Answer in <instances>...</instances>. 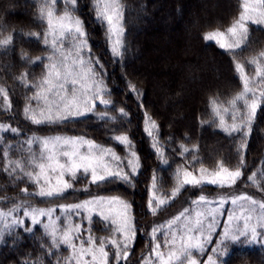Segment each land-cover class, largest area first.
<instances>
[{
	"label": "trees",
	"instance_id": "trees-1",
	"mask_svg": "<svg viewBox=\"0 0 264 264\" xmlns=\"http://www.w3.org/2000/svg\"><path fill=\"white\" fill-rule=\"evenodd\" d=\"M122 3L125 31L123 54L119 57H114L111 52L106 28L95 19L91 0H79L76 11L85 22L91 55L100 62L96 66L101 73L98 78H102L107 89L105 98L113 102L109 107L115 110L109 111V115L116 117L115 121L105 123L97 119L96 115L88 114L78 121L63 125H33L23 114L25 95L31 96L33 90L26 89L16 77L26 72L30 81H37L45 71L46 60L33 64L30 59L47 57L50 52L45 49L42 41L27 35L29 32L43 31L44 26L37 16L40 0H0V33L13 36L11 45L0 48V85L7 89L12 103L11 111L5 113L0 109V122L21 130L19 135L0 133V208L8 210L13 207V202L25 199L21 192L25 187L30 192L35 191L34 186L14 181L3 171L5 147L13 145L10 155L16 159L21 155L17 148L28 137H48L63 133L84 135L105 147H114L124 157L126 153L123 145L110 139L113 135L110 128L118 129L115 132L117 135L127 132L139 158V174L133 178L132 185L115 182L99 189L93 185L90 191L93 194L120 195L129 201L137 228L141 221L152 215L148 208V189L153 175L157 177L161 191L170 195L175 187L174 173L178 165L193 160L192 154L180 153L181 145L189 149L196 146L194 154L202 163L189 167L196 176L200 175L197 170L201 167L209 171L218 170L220 162L234 170L243 155V175L230 191L239 190L238 194L245 193L257 201H264V105L258 109L252 130L246 137V147L242 149L240 145L245 143V139L240 134L229 136L220 131L215 123H202L211 120L209 97L220 95L226 99L240 90V80L234 71L232 57L214 42L203 39L205 32L216 27H226L231 22L238 12V0H122ZM59 7L63 8L62 0ZM249 27L248 46L237 57L241 61L264 51V26L250 24ZM85 51L87 53V49ZM22 53H27L29 59H21ZM246 71L254 75L255 67L247 65ZM130 84L135 85L136 91L130 90ZM2 102L3 98L0 97V104ZM120 108L125 109L127 117L120 116ZM96 111H105V106L97 101ZM145 112L159 126V145L169 161L167 165L162 163L153 147V137L145 132ZM156 134V130H153V135ZM33 148L37 146L33 145ZM253 173L256 174L254 182L248 180ZM87 183V180L81 179L74 187L81 189ZM231 188L222 189L211 184L195 188L185 186L157 212L158 218L162 219L159 225L166 224L185 209H189L190 213L193 203L185 199L190 194H194V197L198 195V199L203 191L207 197L218 190L224 193ZM5 197L7 200L3 199ZM219 197L214 199L218 200ZM88 198L87 193H73L70 190L64 199L45 205L69 204ZM32 200L41 203L39 197ZM241 206L247 209L249 203L242 201L234 206L228 201L222 210L217 211L218 223L212 233V240L204 254H197L200 264H204L208 256L212 255L211 249L223 233L230 211L239 214ZM259 212L257 206L256 214ZM18 215L22 217V211ZM54 215H60L59 209ZM42 219L47 223L46 218ZM76 222H80L79 218ZM236 223L243 227L242 220L234 222L232 226ZM25 226L32 228V232L25 231ZM25 226L13 228L9 234L5 226L0 224V229L5 230L3 239H0V264H57V255L60 253L47 255L49 237L45 235L43 224L32 225L31 220L27 219ZM83 226H89L86 220ZM91 227L97 236L107 235L98 216H93ZM148 240L144 232L139 230L126 264L141 263L142 253L146 255L150 251V248H145ZM61 253L67 256L68 250L62 247ZM226 264H264V248L233 247L226 258Z\"/></svg>",
	"mask_w": 264,
	"mask_h": 264
},
{
	"label": "snow or ice",
	"instance_id": "snow-or-ice-1",
	"mask_svg": "<svg viewBox=\"0 0 264 264\" xmlns=\"http://www.w3.org/2000/svg\"><path fill=\"white\" fill-rule=\"evenodd\" d=\"M59 2L60 0H40L37 16L44 26L43 31L27 33L29 37L42 41L50 54L30 59L33 64L47 61L39 80L30 81L26 72L16 77L26 89L33 90L31 96L25 95L24 117L33 125H63L78 121L88 114L96 115L97 119L105 123L115 121L116 117L109 115V111L115 110L109 107L113 102L105 98L107 89L102 78H98L101 73L96 66L100 62L92 57L85 22L76 14L79 0H62V9ZM91 4L95 19L106 28V38L113 56H121L125 31L122 23V0H91ZM238 4L237 15L231 22L226 27H216L205 32L203 39L214 42L232 57L234 71L240 80V90L226 99H222L220 95L209 97L211 120L202 123H215L220 131L229 136L240 134L245 139V143L240 145L242 149L246 147V137L252 130L257 111L264 105V51L246 61L237 57L248 46L249 25L264 26V0H238ZM12 42L11 34L3 36L0 33V48H7ZM21 59H29L27 53H22ZM247 65L255 67L254 75L246 71ZM129 88L136 91L135 85L130 84ZM137 95L140 93L137 92ZM0 97L3 98L0 109L5 113L11 111L9 92L2 85ZM97 101L105 106V111H96ZM119 114L122 117L128 115L124 108L119 109ZM145 122V132L153 137V147L162 163L167 165L169 161L159 145V126L147 112ZM153 130L157 132L155 136ZM20 131L17 127L0 122V133L19 135ZM109 131L113 132L110 139L123 145L126 153L124 157L114 147H105L84 135H33L17 148L21 155L16 159L10 155L13 145L4 148L3 160L6 162L3 171L10 179L26 182L35 188L31 192L28 187L21 189L25 199L19 203L13 202V207L7 211L0 210V222L4 223L9 234L13 228L25 226L26 220L30 219L32 225L43 224L45 235L49 237L47 255L60 253L57 255V264H61V261L62 264H121L122 261L126 264L139 231L131 214L132 205L120 195L93 194L90 188L94 185L99 189L115 182L132 185L141 165L135 145L127 132L117 135L115 132L118 129L110 128ZM196 151V146L191 149L180 146V153L192 154L193 160L178 165L174 173L175 187L170 195L161 191L157 177L153 175L148 189V208L154 216L185 186L195 188L211 184L223 189L231 188L241 179L245 165L243 155L234 170L220 162L218 170L209 171L201 167L197 170L200 175L196 176L189 170L195 163H202L194 154ZM255 176L253 173L248 180L254 182ZM81 179L88 183L83 188L76 189L74 185ZM70 190L73 193H87L89 198L44 208L30 202L39 197L41 203H52L64 199ZM3 199L7 200V197ZM228 199L221 196L218 200H209L202 194L192 203L203 206V211H196L193 216L189 214V209H185L166 224H154L151 232L146 233L149 240L145 248H150V251L146 255L142 253L141 264H200L197 254L205 253L218 223L216 213L223 209ZM230 200L234 206L247 201L249 207L245 209L241 206L239 214L230 211L224 231L204 264H226V258L233 247L264 248V201H257L248 195L231 196ZM257 206L260 210L258 215ZM57 209L60 215H54ZM21 211L22 217L18 215ZM93 216L100 218L107 235L97 236L93 232ZM10 217L12 219L8 223ZM42 218H47V223ZM77 218L80 222H76ZM85 220L89 225L87 228L83 226ZM241 220L243 227L239 223L232 226L234 222ZM24 230L32 232L33 229L25 226ZM4 235L5 230L0 229V239ZM62 247L68 250L67 256L62 255Z\"/></svg>",
	"mask_w": 264,
	"mask_h": 264
},
{
	"label": "rangeland",
	"instance_id": "rangeland-1",
	"mask_svg": "<svg viewBox=\"0 0 264 264\" xmlns=\"http://www.w3.org/2000/svg\"><path fill=\"white\" fill-rule=\"evenodd\" d=\"M62 135H68V134H63L62 133ZM52 136H55V135H52ZM68 136H72V135H68ZM48 137H50V136H48ZM118 184V183H117ZM203 186V185H202ZM202 186H200V187H202ZM233 188H231V189H229L228 190V192H220V190H218V191H216V192H214L213 194H209L207 197L209 198V199H211V200H215L214 198H217V197H221V196H225V197H228L229 199H228V201H231L230 200V197L231 196H235V195H244V194H242V193H240V194H238L239 192V190H235V191H230V190H232ZM203 191V190H202ZM205 195V193H204V191L203 192H201L199 195ZM246 195V194H245ZM197 197H198V195H195V197H194V194H190L189 196H187V197H185V199H187V201H189V199L191 200V203H192V199H194V200H198L197 199ZM31 203H33V204H35L37 207H41V208H44V207H49V206H47V205H45V203H37V201H35V200H31L30 201ZM242 202V201H241ZM240 202V203H241ZM19 203V202H18ZM50 207H52V206H50ZM0 210H3V211H7V209H5V208H0ZM204 210V208H203V206H200V205H194L193 204V210H191V212L189 213L190 215H193L194 216V214H195V212L196 211H203ZM133 217V216H132ZM159 217V213H157L155 216L152 214L151 216H149L148 218L149 219H146L145 221H141L139 224H138V229L142 232H144V235L145 236H147L148 238H149V236L148 235H146V233H150L151 232V230H152V227H153V225L155 224V225H159L160 224V222L162 221V219H160V218H158ZM47 219V218H46ZM10 221H11V217L8 219V223H10ZM0 224L2 225V226H5L4 225V223L3 222H0ZM141 264V263H140Z\"/></svg>",
	"mask_w": 264,
	"mask_h": 264
}]
</instances>
